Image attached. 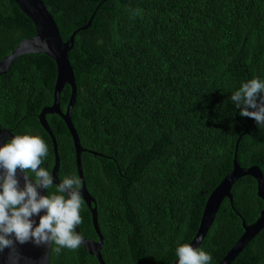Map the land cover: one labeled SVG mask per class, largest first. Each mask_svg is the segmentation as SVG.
<instances>
[{
    "label": "trees",
    "instance_id": "obj_1",
    "mask_svg": "<svg viewBox=\"0 0 264 264\" xmlns=\"http://www.w3.org/2000/svg\"><path fill=\"white\" fill-rule=\"evenodd\" d=\"M41 1L64 42L79 30L68 54L76 84L71 120L87 151L83 178L104 263L173 264L177 247L195 237L209 194L232 170L238 138V164L264 176V128L230 99L248 80H264V0ZM34 35L13 0H0V60ZM55 78L44 54L21 56L0 76L1 127L39 135L48 146L41 166L50 172L52 145L37 116L52 104ZM70 92H61L63 112ZM46 121L59 179L78 177L67 128L57 115ZM231 195L199 247L211 254L209 264H219L241 237L242 219L252 224L263 208L250 177ZM80 215V234L98 241L85 203ZM50 264L98 263L80 247L51 251ZM231 264H264V228Z\"/></svg>",
    "mask_w": 264,
    "mask_h": 264
},
{
    "label": "clouds",
    "instance_id": "obj_2",
    "mask_svg": "<svg viewBox=\"0 0 264 264\" xmlns=\"http://www.w3.org/2000/svg\"><path fill=\"white\" fill-rule=\"evenodd\" d=\"M261 93H264V80L252 78L233 92L230 99L241 108L242 117L253 118L259 128H264ZM47 155L48 146L39 135H15L0 147V168L5 170L0 176V252L8 249V264H19L17 243L30 241L38 247L46 245L57 255L65 248L77 250L83 243V236L75 231L82 223V181L73 175L54 184L52 173L41 166ZM17 168L25 172L22 190L16 178ZM38 187L46 189L48 194L40 195ZM53 187L55 192L49 193ZM42 209H46V214L33 227L35 222L30 217ZM176 256L178 264H209L212 259L211 254L187 243L177 247ZM45 259L41 257V264Z\"/></svg>",
    "mask_w": 264,
    "mask_h": 264
},
{
    "label": "water",
    "instance_id": "obj_3",
    "mask_svg": "<svg viewBox=\"0 0 264 264\" xmlns=\"http://www.w3.org/2000/svg\"><path fill=\"white\" fill-rule=\"evenodd\" d=\"M13 2L31 21L32 25L34 26L35 35L19 42L10 55L5 56L0 60V76L6 74L11 68L13 62L17 58L24 55L44 54L54 62L56 66V78L53 87L52 104L50 106L44 107L37 116L40 127L48 135L52 145L54 161L51 173L53 175V183H59L58 174L60 162L55 137L46 121L47 115H57L62 120L71 136L77 174L82 181L81 194L83 196L84 203L91 215V225L98 238V241H93L83 237V243L81 247L88 255L93 256L97 260L98 264H105L101 256L103 237L98 227L97 209L96 206H93L95 205V200L88 193L83 178L81 155L87 151L81 147L79 137L71 120V112L76 101V84L68 54L73 48L74 37L76 33L79 32V30L75 31L70 36V38L64 42L52 16L47 11L41 0H13ZM90 23L91 19L89 20L88 24L80 30L87 29ZM66 86L70 88L71 92L66 110L63 112L60 107V96L62 90ZM13 136L15 135L11 131L4 129L0 125V147L4 146L5 143L10 142ZM239 140L240 138H238L235 145L232 170L209 194L203 208L197 233L190 242V245H192L194 248L200 247L224 200L227 199L229 203L232 204L231 189L239 179L250 177L255 181L256 195L263 202V208L260 211L258 218L252 224L247 225L242 219L243 233L241 237L227 252L219 264H231L237 255L243 250V248L264 228V176L262 171L257 166L242 168L238 164L236 160V149ZM88 153L93 156L102 157V155L92 151H89ZM4 172L5 170L0 168V176H3ZM24 175V170L17 168L16 178L19 182L18 186L20 190L24 188ZM0 191H2V188H0ZM37 191L40 195H46V189L38 187ZM45 214L46 209H42L39 214H34L32 217H30V219L35 222L33 227L38 226L40 216ZM75 231L80 234L78 225L76 226ZM12 238L15 239L14 234ZM16 247L21 256L19 264H41V257L46 258L44 264H50L51 251L48 246L42 245L38 247L29 241L24 244L17 243ZM7 256L8 249L0 252V264H8ZM173 264H178V259Z\"/></svg>",
    "mask_w": 264,
    "mask_h": 264
},
{
    "label": "flooded vegetation",
    "instance_id": "obj_4",
    "mask_svg": "<svg viewBox=\"0 0 264 264\" xmlns=\"http://www.w3.org/2000/svg\"><path fill=\"white\" fill-rule=\"evenodd\" d=\"M254 181V180H253ZM254 183H255V181H254ZM255 187H256V183H255ZM97 221H98V217H97Z\"/></svg>",
    "mask_w": 264,
    "mask_h": 264
}]
</instances>
